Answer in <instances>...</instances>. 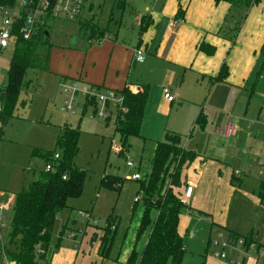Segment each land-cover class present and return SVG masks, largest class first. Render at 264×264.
I'll list each match as a JSON object with an SVG mask.
<instances>
[{
    "label": "crops",
    "instance_id": "0c3cea01",
    "mask_svg": "<svg viewBox=\"0 0 264 264\" xmlns=\"http://www.w3.org/2000/svg\"><path fill=\"white\" fill-rule=\"evenodd\" d=\"M132 6L136 8L134 1ZM135 12L129 44L119 39V33H105L93 42L84 38L79 49L60 50L65 62L54 67L55 74L64 83L97 87L102 94L121 97L124 90L139 93L145 86H154L161 95L162 89L169 88L174 101L165 95L161 99L170 108L189 106L184 131L192 129L182 148L192 153V159L184 164L174 194L180 200L190 185L193 193L188 203L181 202L185 207L178 234L183 240L194 237L189 231L194 223L206 226L208 240L212 233L250 237L255 249L248 256L229 251V257L241 264H264V0L250 10H233L216 0H142ZM175 19L182 23L170 28ZM137 51L144 53V60L136 64ZM223 67L226 74L219 79ZM226 123L236 130L230 138L215 132ZM16 194L10 199L11 209ZM3 197L0 190L2 215L10 206ZM142 214L143 210L138 227ZM132 250L118 257L110 253L109 259L98 253L91 264H126ZM202 256L203 264H230L215 258L213 252Z\"/></svg>",
    "mask_w": 264,
    "mask_h": 264
},
{
    "label": "rangeland",
    "instance_id": "374dc122",
    "mask_svg": "<svg viewBox=\"0 0 264 264\" xmlns=\"http://www.w3.org/2000/svg\"><path fill=\"white\" fill-rule=\"evenodd\" d=\"M88 1L79 22L96 25L107 34L119 33V39L129 44L133 34L132 19L135 11L140 9L142 0ZM132 1L136 8L132 6ZM90 6L93 8L91 12L86 11ZM233 10L240 8L234 7ZM48 35L54 44L48 71L27 70L18 98L12 107L5 106L0 99V108L9 111L0 133V190L4 194V201L10 205L3 212L2 246L7 244L13 220L10 199L14 193L28 190L34 181H40L48 173H53L55 168L47 172L46 166L49 162L54 165L55 161L51 156L58 154L61 159L57 164L69 162L82 171L84 184L81 195L69 199L67 208L59 213L45 259L41 263L91 264L99 253L111 221L114 224L112 231L116 228L115 233L113 232L111 257H118L130 248L142 251L150 228L138 241L137 229L143 200L136 204L135 198L141 182L151 173L155 143L166 141L165 131L178 133L182 147L186 145L192 129L184 131L190 107L172 109L161 99L164 89L161 95L154 86L149 87L140 137L130 138L128 147L123 149L120 137L115 132L118 114L115 107L111 108L112 114L108 119L90 117L94 107L87 105L86 98L80 94L76 98L77 102L73 104V111L67 110L71 97L67 88L74 82L64 83L55 74L54 67H61L65 62L60 53L62 50H76L83 44L84 33L78 23H58L55 30ZM14 51L15 44L12 43L0 52V90L7 82ZM76 87L81 88L79 85ZM117 98L122 97L119 95ZM199 128L196 126V129ZM193 141L194 139H190L191 143ZM127 163L134 167H127ZM135 174L140 176V181L128 179ZM105 176L121 178L120 189L102 187ZM179 198L182 200V197ZM189 231L195 236L184 238L188 250L180 264H203L202 255L206 251L214 253L215 249L211 244L219 236L212 233V238L208 240L206 226L194 223L189 226ZM72 234H77L76 240L70 239ZM208 245L211 250L207 249ZM9 248L15 251V247ZM167 264L174 263L169 260Z\"/></svg>",
    "mask_w": 264,
    "mask_h": 264
},
{
    "label": "trees",
    "instance_id": "16d2710c",
    "mask_svg": "<svg viewBox=\"0 0 264 264\" xmlns=\"http://www.w3.org/2000/svg\"><path fill=\"white\" fill-rule=\"evenodd\" d=\"M222 2L230 4L232 9L243 7L249 10L260 0H216L217 4ZM0 3L5 2L0 0ZM77 23L84 33V38L89 41L104 38L105 32L91 24ZM48 34L42 30L36 39L31 41L19 39L15 45L7 82L0 91V99L5 106L12 107L15 104L27 70H48L51 51L54 48ZM225 74L226 68L223 67L219 79H223ZM92 88L101 93L100 88ZM148 94V86L141 88L139 93H132L130 90L121 93L123 109L117 114L115 132L120 137L123 149L128 147L130 138L140 137ZM86 100L87 105L95 106V101L88 98ZM8 113V109L4 111L2 108L0 112L2 126L8 119ZM201 122L200 116L197 123ZM180 141L178 134L167 133L166 141L156 144L151 173L144 182H141L138 191L143 194V214L137 230V240L141 239L148 228L151 227V231L142 253L139 254L134 248L126 264H167L169 260L174 264H180L186 254V246L178 234L179 216L185 206L175 196L174 189L180 186L182 168L186 161L192 159V153L182 148ZM51 159L53 160V156ZM55 164L53 173H48L40 181H34L28 190L16 194L7 244L2 246L0 242V264H5L6 260L16 264H42L59 213L67 208L69 199L81 195L84 184L83 172L69 162ZM102 180V187L118 190L122 186L121 178L105 176ZM112 222H109L111 228L107 227L99 250L103 259H109L111 253L116 230L115 228L112 231L114 225ZM228 238L238 239L239 236L230 233ZM245 241L248 244L251 238L248 237ZM9 246L15 247V251L10 250ZM38 246L42 248L43 254L37 253Z\"/></svg>",
    "mask_w": 264,
    "mask_h": 264
},
{
    "label": "built area",
    "instance_id": "2783aa9c",
    "mask_svg": "<svg viewBox=\"0 0 264 264\" xmlns=\"http://www.w3.org/2000/svg\"><path fill=\"white\" fill-rule=\"evenodd\" d=\"M4 2L0 3V52L6 50L12 43L16 45L19 39L24 41L36 39L42 30L50 33L58 23L79 22L86 4V0H4ZM181 23L182 19H175L169 23V27H176ZM143 60L144 53L137 51L134 55V63H142ZM67 92L71 96L67 104V110L73 111V104L77 102L76 98L80 94L96 102L94 111L90 117L108 119L112 114V107L117 109V113L123 109V98L118 99L114 93L104 95L98 92L96 88H77L76 85L68 87ZM164 95L169 102H173L175 99L168 88L164 89ZM235 131L232 123H226L222 127L215 128L216 134L224 138L232 137ZM59 159L60 156L58 154L53 156V161L56 162ZM127 167L133 168L134 165L127 163ZM53 168L54 165L49 162L46 166V171L51 172ZM128 179L130 181L141 180L138 174ZM192 193L193 187L190 185L186 188L181 202L183 204L188 203ZM142 199L143 194L138 193L135 203H140ZM87 217L90 219V216ZM2 219L3 215L0 213V242H2ZM76 236L77 234H72L70 239L74 240ZM211 245L215 249L213 253L214 257L230 264H241V262L229 257V251L234 255L248 256L249 251L255 249V244L253 242L247 244L244 238H224L222 235ZM37 253H44L40 246L37 248ZM5 264L16 263L6 260Z\"/></svg>",
    "mask_w": 264,
    "mask_h": 264
}]
</instances>
